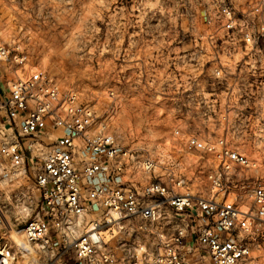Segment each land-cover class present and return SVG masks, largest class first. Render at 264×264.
I'll use <instances>...</instances> for the list:
<instances>
[{
    "label": "rangeland",
    "instance_id": "rangeland-1",
    "mask_svg": "<svg viewBox=\"0 0 264 264\" xmlns=\"http://www.w3.org/2000/svg\"><path fill=\"white\" fill-rule=\"evenodd\" d=\"M244 2L0 0V45L20 46L17 52L27 58L18 73L0 62V83L7 85L41 68L62 90L78 91L81 101L96 111L93 130L104 127L122 146L157 160L155 174L132 169L125 179L167 180L173 173L189 185L197 180L199 185L191 190L211 197L208 168L200 169L198 158L185 148L186 134H196L212 141L227 137L249 153L255 165L237 168L234 185L246 178L264 185V151L248 140L252 125L264 118V54L247 63L238 50L227 55L226 47L231 45L223 42L225 32L218 26L224 4L238 7ZM220 59L225 69L218 76L214 67ZM234 71L237 74L229 73ZM240 110L244 118L234 123ZM62 133L50 131L47 142L54 143ZM34 173L35 168L24 173L9 160H0V206L6 215L0 241L29 249L17 250L13 264L52 261L25 231L41 209ZM232 182L230 190L236 191ZM187 191L177 188V192ZM241 193L250 203L249 195ZM182 218L166 207L159 221L134 216L106 228L101 251L113 255L106 264L152 263L163 246L160 233L169 234L173 226L189 229V218ZM241 236L253 247L256 264H264V223L258 222ZM200 253V264H211L208 252ZM73 256L70 251L62 262L72 264ZM197 258L191 256L192 262Z\"/></svg>",
    "mask_w": 264,
    "mask_h": 264
},
{
    "label": "built area",
    "instance_id": "built-area-1",
    "mask_svg": "<svg viewBox=\"0 0 264 264\" xmlns=\"http://www.w3.org/2000/svg\"><path fill=\"white\" fill-rule=\"evenodd\" d=\"M218 17L225 32L223 42L231 45L226 47L227 55L238 50L247 63L264 54V0H245L238 7L224 4ZM19 48L0 45V62L16 73L27 59L19 55ZM224 69L221 59L220 64L216 60L214 73L220 76ZM236 117L234 123L240 122L243 110ZM96 121L95 109L81 101L78 91L62 90L41 68L7 85L0 83V160H9L24 173L35 168L41 209L25 231L28 240L52 259L48 264H65L62 259L70 251L72 264L111 262L113 255L101 251L105 229L127 217L159 221L166 207L182 220L188 217L189 229L173 226L169 234L160 233L162 249L149 264H200L202 251L208 252L211 264H256L253 247L241 232L264 223V185L247 178L234 185L237 168L255 165L248 152L227 137L212 141L186 134V151L198 158L200 169L208 168L212 196L207 197L191 190L199 185L197 180L189 185L173 173L167 180L125 179L132 169L153 175L159 164L150 155L122 146L104 127L93 130ZM59 130L61 136L47 142L49 132ZM248 137L252 146L264 151V118L252 125ZM230 179L236 191L230 190ZM179 187L188 191L177 192ZM241 191L249 195L250 203H245ZM91 214L100 217L90 218ZM5 225L0 206V230ZM22 249L27 250L17 242L0 241V264H13Z\"/></svg>",
    "mask_w": 264,
    "mask_h": 264
},
{
    "label": "bare ground",
    "instance_id": "bare-ground-1",
    "mask_svg": "<svg viewBox=\"0 0 264 264\" xmlns=\"http://www.w3.org/2000/svg\"><path fill=\"white\" fill-rule=\"evenodd\" d=\"M22 231H23V230H22ZM22 246L24 247V244H22ZM25 247H26V246H25ZM27 250H29L28 247H27Z\"/></svg>",
    "mask_w": 264,
    "mask_h": 264
}]
</instances>
